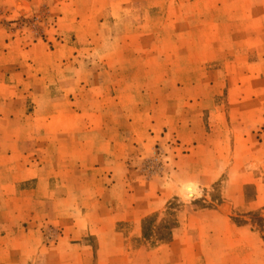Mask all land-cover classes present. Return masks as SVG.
Returning a JSON list of instances; mask_svg holds the SVG:
<instances>
[{
	"label": "rangeland",
	"instance_id": "obj_1",
	"mask_svg": "<svg viewBox=\"0 0 264 264\" xmlns=\"http://www.w3.org/2000/svg\"><path fill=\"white\" fill-rule=\"evenodd\" d=\"M0 76L29 94L7 105L0 96V109H37L31 118L96 113L95 140L108 152L99 170L117 173L109 177L116 188L171 192L142 218L139 237L117 223L102 243L89 234L67 240L73 261L82 252V264H139L135 253L169 244L186 225L204 252L219 246L208 238L234 236V227L247 226L243 236L264 245V193L260 206L252 204L264 190V0H0ZM59 93L68 94L62 102ZM13 135L0 132V145ZM90 165L82 167L84 192H97ZM57 182L50 181L54 221L60 199L75 206ZM187 184L196 191L189 200ZM93 196L77 197L83 214ZM116 199L109 208L123 203ZM40 223L32 238L41 245L28 264H44L43 245L62 236L59 224Z\"/></svg>",
	"mask_w": 264,
	"mask_h": 264
},
{
	"label": "crops",
	"instance_id": "obj_2",
	"mask_svg": "<svg viewBox=\"0 0 264 264\" xmlns=\"http://www.w3.org/2000/svg\"><path fill=\"white\" fill-rule=\"evenodd\" d=\"M3 82L6 84H1ZM66 82L73 80L62 81ZM3 89L5 92L0 96L1 103L5 105L18 104V97L24 100L29 97V94L24 97L22 89L18 87V83L13 84L11 77L3 80L0 76V90ZM67 90V87L63 89L64 92ZM67 95L64 93L62 96L59 93L61 102ZM14 98L16 99L13 100ZM36 111L37 109L33 108L28 112L22 106L0 109V132L14 133L10 143L4 141L0 145V264H28L29 261H35L41 244L39 239L32 237L36 236L38 228L42 225L40 221L63 227L62 236L56 244L49 247L43 245L40 250L44 264H82V252L78 255L75 253L73 261L66 251V241H80L83 236L89 234L102 243L109 236L115 235L113 231L117 223L128 224L134 228V236L139 237L142 218L160 209L164 201L172 196L171 192H163L158 188L155 191L137 192L132 188L123 187L121 190L115 187L116 183H112L111 179L117 173L110 174L108 171L104 173L99 170L102 169L99 159L108 152L103 150V140H95L102 130L95 120L96 117H91L96 116V113L82 120V115L78 112L65 109L57 111V115L54 112L49 116L45 112L38 113L42 117L31 118ZM87 133L91 134L89 138ZM105 143L108 149L112 147L110 141ZM93 145L95 150L89 147ZM115 146L116 144H113L114 148ZM89 162L92 172L87 175L93 181L92 185L96 187L97 192L89 189L84 192L82 167L84 163ZM52 179H58L56 187L59 195L75 196L74 207L67 208L66 200H59L55 221L51 220L52 212L48 209L54 194L50 188ZM263 193L264 190L262 192L257 188V199L253 205H261ZM90 194H93L95 199L89 200L83 214L84 204L80 199V204L77 205V197ZM113 196L117 197L116 202L123 200V203L109 208V197ZM238 200L243 202L242 196L238 197ZM229 204L232 205L231 202ZM212 211L214 210H209V213ZM186 227L175 230L169 244L154 248L145 255L141 250L135 253L138 255L139 264H259L258 254H264V245L257 237L243 236L247 226L234 227V236L224 233L208 238L209 242L218 241L219 246L209 247L205 252L202 246L193 245ZM201 242L199 237L198 243ZM243 243L247 245L245 248L240 246ZM77 245L72 244L68 248L79 250ZM259 249L261 252H258ZM228 257H231V260H228ZM143 258L144 261L140 262Z\"/></svg>",
	"mask_w": 264,
	"mask_h": 264
},
{
	"label": "bare ground",
	"instance_id": "obj_3",
	"mask_svg": "<svg viewBox=\"0 0 264 264\" xmlns=\"http://www.w3.org/2000/svg\"><path fill=\"white\" fill-rule=\"evenodd\" d=\"M181 190H182V196L186 200L195 197L196 191H195V186L193 184H187Z\"/></svg>",
	"mask_w": 264,
	"mask_h": 264
}]
</instances>
